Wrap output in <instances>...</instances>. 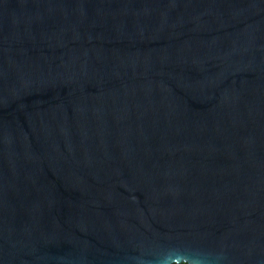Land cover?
<instances>
[{
    "label": "water",
    "instance_id": "water-1",
    "mask_svg": "<svg viewBox=\"0 0 264 264\" xmlns=\"http://www.w3.org/2000/svg\"><path fill=\"white\" fill-rule=\"evenodd\" d=\"M264 264V0H0V264Z\"/></svg>",
    "mask_w": 264,
    "mask_h": 264
},
{
    "label": "trees",
    "instance_id": "trees-1",
    "mask_svg": "<svg viewBox=\"0 0 264 264\" xmlns=\"http://www.w3.org/2000/svg\"><path fill=\"white\" fill-rule=\"evenodd\" d=\"M174 264H176V263H174ZM178 264H186V263H178Z\"/></svg>",
    "mask_w": 264,
    "mask_h": 264
}]
</instances>
